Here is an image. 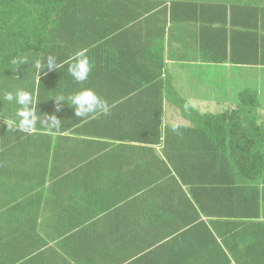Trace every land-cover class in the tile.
Listing matches in <instances>:
<instances>
[{
	"label": "crops",
	"instance_id": "obj_1",
	"mask_svg": "<svg viewBox=\"0 0 264 264\" xmlns=\"http://www.w3.org/2000/svg\"><path fill=\"white\" fill-rule=\"evenodd\" d=\"M71 3L82 6L55 15L57 22L48 30L46 45L56 51L57 59L66 52L85 50L94 67L82 84L71 76L57 80L70 86L58 89L56 96L91 88L108 102L109 113L90 115L79 127L74 108L66 110L67 104H62L57 111V102L50 97L41 119L55 115L60 128L49 131L37 125L32 134L12 131L5 120L15 118L16 106L3 100V93L23 88L36 95L37 90L29 77L17 76V63L0 72V264L264 260V231L257 245L252 237L258 227L255 221L242 222L245 229L248 226L247 237L241 236L239 225L232 236H220L216 229L223 224L208 220L214 237L175 234L192 218L190 209L157 203L155 197L162 191L145 187L163 178L166 167L161 159L171 168L162 150L165 141L147 145L105 139L102 146L107 147L101 146L100 155L85 156L87 149L100 147L93 136L77 131L85 126L93 132L128 131L129 117L155 114L163 115V127H192L168 100L163 90L167 77L202 113L236 109L241 91L256 90L261 103L258 124L264 129V0ZM101 3L103 8L94 6ZM257 58L260 64L249 62ZM102 116L107 118L94 121ZM245 127L237 125L239 135ZM247 128L254 136L244 142L261 147L264 154V130ZM188 136L169 146L205 145L202 139H192V133ZM238 142L235 137L234 145Z\"/></svg>",
	"mask_w": 264,
	"mask_h": 264
},
{
	"label": "trees",
	"instance_id": "obj_2",
	"mask_svg": "<svg viewBox=\"0 0 264 264\" xmlns=\"http://www.w3.org/2000/svg\"><path fill=\"white\" fill-rule=\"evenodd\" d=\"M72 1L0 0V72H7L10 66L17 63V76L29 77L33 87L36 86L37 111L40 115L49 109V106L46 107L47 99L55 98L58 89L70 86L59 85L56 81L62 79L61 77L71 76L67 68L72 54L76 51L63 53L57 59L63 64L60 70L49 71L45 68L39 74L35 62L41 60L46 63L47 56H55L56 51L46 45V40L49 39L48 30L57 22V13L71 12L77 10L75 6H82L73 4ZM94 6L103 8L104 5L101 3ZM86 55L88 56L87 51ZM249 62L260 64L261 61L257 58ZM163 90L168 100L178 106L181 115L190 121L192 127L178 128L168 124L163 127L162 114L131 116L130 128L122 132L116 129L113 132H93L86 130L87 126L81 127L82 129L77 131L81 135L93 136L96 145L100 147L87 149L84 155H100L105 139L147 145L165 141L162 150L172 169L160 158L166 167L163 178L151 180L145 187L162 191L163 194L155 197L157 203L178 204L182 208L190 209L192 218L186 221V226L175 229L178 230L174 231L175 234L202 233L214 237L216 233L212 232V225L206 224L208 220L210 223L223 224L221 228L216 229L220 236H232L235 227L239 225L241 236L247 237L248 226L245 229L242 222L255 221L254 225L258 227L252 237L257 239L258 245L263 239L264 231V154L261 147L252 148L244 142V138L251 140L254 136L247 126L254 125L259 129L257 131L264 130L258 124L261 104L258 92L253 89L241 91L238 106L231 111L202 113L178 93L170 77L164 81ZM63 108L68 110L71 106L66 105ZM106 118L95 117L94 121L99 123ZM83 119L79 118L76 125H85L86 123H82ZM237 125H246L243 131H240L242 135L236 130ZM191 133L192 139H202L205 145L198 143L188 148L169 146L171 141L182 140ZM235 137L239 141L237 145L233 143ZM106 147L102 146L103 149ZM56 150L53 156L56 155ZM64 150L75 152V149ZM151 151L156 152L154 149ZM145 198L152 199L147 196ZM251 231L253 232V229ZM236 263L264 264V260L237 259Z\"/></svg>",
	"mask_w": 264,
	"mask_h": 264
},
{
	"label": "clouds",
	"instance_id": "obj_3",
	"mask_svg": "<svg viewBox=\"0 0 264 264\" xmlns=\"http://www.w3.org/2000/svg\"><path fill=\"white\" fill-rule=\"evenodd\" d=\"M62 67L63 64L58 62L57 58L52 55L47 56L46 63L41 60L35 62V68L39 74L45 68L51 71L53 69L60 70ZM93 67L94 65L86 55L85 50H79L72 54L67 71L77 84H82L88 80ZM3 100L16 106L15 118L4 119L7 127L11 128L12 131L15 130L32 134L38 124L47 128L49 131L62 126L61 120L55 115H45L41 119V115L37 111L38 102L36 95L23 88H16L14 91H5L3 93ZM55 100L57 102V111L60 110L62 104H67L74 108L75 116L78 118H86L97 113H103L105 115L109 113L108 102L91 88H81L67 96L61 93L55 97ZM47 121H50V123Z\"/></svg>",
	"mask_w": 264,
	"mask_h": 264
}]
</instances>
